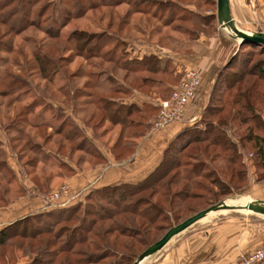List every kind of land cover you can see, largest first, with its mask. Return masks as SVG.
Here are the masks:
<instances>
[{"label":"rangeland","instance_id":"rangeland-1","mask_svg":"<svg viewBox=\"0 0 264 264\" xmlns=\"http://www.w3.org/2000/svg\"><path fill=\"white\" fill-rule=\"evenodd\" d=\"M5 1L7 0H0V20L3 21L0 23L2 32L0 36V166L2 167L0 197L5 190L16 188L9 193L10 198L17 196L19 189L14 185L12 174L5 169L7 165L5 162L9 155L17 161V165L19 163L24 166L26 172L21 169L23 178L31 176L34 179L39 176L36 182L41 185L45 182L41 178L53 179L61 177V173L71 175L72 172L69 170L71 163L103 162L95 144L102 149L105 145L100 146L101 142L97 139L103 138L105 144V142H114V138L123 134L122 143L131 144L135 136L140 132H146L144 126L151 121L153 116L151 112L146 111L145 115H134L132 122L128 120L127 123H112L101 107V96L119 97L114 93L116 88L112 85L121 86V83L124 85L128 83L132 86H143L144 93L157 94L161 96L160 100L165 99L170 92L167 85L175 83L178 78L179 82L184 71L194 67L181 65L177 61L176 64L171 62H168L169 65L163 64L161 68L164 73L151 71L145 67L128 73L120 65L132 66L131 60H141L145 53L160 54L159 52L164 51L163 49L184 51L179 47H183L185 41L196 40V35H193L195 31L184 29L198 28L197 35L202 32L199 23L192 24L194 21L192 15L195 13L216 14V0H169L180 9L171 8V4L169 7L165 4L163 9L150 5L149 14L131 10L137 4L141 5V0L120 1L113 4L114 6H110L109 3H115V0H12L9 3ZM92 2L94 3L91 4ZM229 2L233 13L237 17L240 16V21L239 18L236 21L238 28L249 32H252V29H259L256 26L257 23L250 24V20H255L254 16L259 14L256 11L259 7L258 2L255 3L254 0H229ZM250 6L252 11L249 9ZM40 9H43L41 16H39ZM68 10L71 14L66 17ZM128 12L129 15H127ZM250 12L253 14L252 17L249 16ZM181 14L183 17H180ZM23 17L24 19L21 20ZM53 20H55L56 28L52 27ZM165 21L169 24L165 25ZM10 25H12L11 29ZM217 27L218 24L215 22L212 28L200 35H212ZM83 42L84 45H82ZM86 42H90L89 45ZM234 45L236 49L238 46L236 38ZM248 49H250L248 45L242 48V50ZM108 57L111 59L108 60ZM172 68H175L177 72L173 73ZM125 73H128L129 80L123 78ZM142 78L147 80L142 83ZM89 79L90 83L87 81ZM137 124L141 126L137 127ZM111 139L114 140L110 141ZM123 144L115 148L119 149L118 152L125 154L127 152H124ZM78 147L81 149H77ZM30 148L32 149L28 150ZM128 149L132 150L131 147ZM248 157L249 155H246V158H243L246 159L244 163L250 177L248 183L242 186L236 185L241 188L237 187L231 194L222 197L212 196L210 191L202 193L204 203L195 205L194 212L222 200H227L228 204H239L244 199L248 200L251 197L256 199L252 196L256 195L254 184L264 179L256 180L258 169L252 161L248 160ZM30 160H33L35 164L32 169L24 164ZM190 162L194 164L192 160ZM58 182L63 180L59 179ZM7 183L13 185H7ZM59 183L52 192L63 184ZM69 186L70 191L72 187ZM93 189L82 190L80 197L74 195L66 207L78 202L81 204L78 216L84 215V208L89 204L88 202L94 204L100 200L93 193ZM213 190L215 191L214 187ZM47 191L49 189H45V192ZM61 204L59 201H51L47 207L50 210ZM102 204L110 206L106 201H102ZM163 212L166 217L171 215V210L167 207H164ZM192 214L193 212H190L182 217L187 218ZM184 218H180L175 224ZM135 219L133 229L140 232V235L134 239L123 238L128 249L126 250L125 247L118 249L115 259L107 257L101 264L110 262L132 264L148 247V245H141L147 237L156 235L157 241L171 227L165 226L161 232H156L155 226L165 224L166 218L143 226L138 225V218L135 217ZM221 223H229L237 233L240 232L238 227L244 223H250L248 231L250 235L254 234V227L260 231L264 230L262 215L246 210H218L208 213L204 218L174 236L163 248L147 257L141 264H158L162 254L180 237ZM108 224L109 222L106 223ZM149 244L151 245L152 242ZM80 248L85 249V247ZM87 250L90 251V249ZM17 254L19 257L22 255L21 251ZM18 256L17 258L11 256L7 262L20 259ZM31 257L32 254L24 258L22 264H30ZM7 262H0V264Z\"/></svg>","mask_w":264,"mask_h":264},{"label":"trees","instance_id":"trees-1","mask_svg":"<svg viewBox=\"0 0 264 264\" xmlns=\"http://www.w3.org/2000/svg\"><path fill=\"white\" fill-rule=\"evenodd\" d=\"M115 1L109 5L114 6L113 4L125 0ZM170 4L169 0H141L142 6L137 4L131 10L149 14L150 5L163 9L164 5L169 7ZM172 7L180 9L175 4H171ZM42 11L43 9L39 10V16ZM70 14L68 10L66 17ZM192 16L194 17L192 24L199 23L202 32L212 28L215 22L218 24L214 13L205 15L195 13ZM169 17L171 19V16ZM180 17H183V14ZM154 18L159 19L157 16ZM23 19L24 17L21 20ZM0 23L3 21L0 20ZM164 24L168 25L169 22L165 21ZM9 27L11 29L12 25ZM52 27L56 28V23L52 24ZM197 29L187 27L184 30L195 31L193 35H196L197 39L200 34H204L201 32L197 35ZM86 43L89 45L90 42ZM244 45H248L250 49L242 50ZM131 62L132 66L126 64L120 66L128 73L136 72L142 67L164 73L161 68L163 61L153 54ZM165 65H169L168 60H165ZM128 73L123 74L124 79L129 80ZM146 80L147 78H142L141 82L144 83ZM178 80L179 78L172 84L176 85ZM87 81L90 83V79ZM175 85L170 88V92ZM112 86L116 88L114 93L125 91L121 90V86ZM170 92L165 98L169 97ZM101 97V107L112 123L134 121L136 110L133 109V105L122 104V100L118 98ZM136 123L143 125L140 122ZM139 124L137 127L141 126ZM150 126V123H145L144 128L148 130ZM122 140L123 137L117 144L121 145ZM123 145L126 147L124 152L130 153L131 150L128 148L132 143L127 142ZM246 155H249L248 160L258 169L256 180H263L264 45L244 41L238 43L233 53L218 67L207 103L199 119L185 126L171 139L163 151L161 161L151 172L137 182H120L94 188L92 191L100 200L94 204L88 202L84 208V215L80 217L78 213L81 204L75 202L67 207L58 206L28 214L8 223L0 228V262H7L11 256L17 258L18 251H21L20 257L32 254L30 264H101L107 257L115 259L118 249L123 247L128 249L123 238L134 239L140 235V232L133 229L135 217L138 218L140 226L166 218L165 224L155 226L156 232H161L165 226H172L180 218H184L183 215L195 213V205L204 203L202 193L210 191L212 196L222 197L248 183V170L244 163L246 159H243ZM191 160L194 164L190 162ZM24 164L30 169L35 166L33 160ZM5 169L12 174L7 165ZM12 176L14 177L13 174ZM102 201L108 202L110 206L103 205ZM164 207L171 210L169 217L165 216ZM155 241L156 235H152L141 245L149 246L150 242Z\"/></svg>","mask_w":264,"mask_h":264},{"label":"crops","instance_id":"crops-1","mask_svg":"<svg viewBox=\"0 0 264 264\" xmlns=\"http://www.w3.org/2000/svg\"><path fill=\"white\" fill-rule=\"evenodd\" d=\"M254 2L259 3L258 9L256 8L259 14L254 16L255 20H250V24L257 23L256 26L259 29H252L251 31L264 32V0H254ZM249 9L252 11L251 6ZM233 12L231 9V15L236 24L238 18L240 21V16L237 17ZM249 16H253L252 12L249 13ZM225 31L218 25L216 32L210 36L200 35L195 41H185V45L179 47L184 51H168L162 48L164 51L155 55L163 61L162 65L165 64V60L172 64H176L178 61L181 65L198 69L201 73V83L196 97L187 105L182 120L171 122L159 129H154L151 125L146 132L134 137L130 153L123 154L115 148L121 146L117 144L118 140L122 139L121 134L114 138V142H105V144L103 138L97 139L101 142L100 146L105 145L102 149L95 144L103 162L78 161L71 163V169L69 168L72 172L71 175L67 176L61 173V177L53 179L44 177L41 179H44L45 182L41 185L36 182L39 176L34 179L31 176L23 178L21 169L26 172L24 166L19 163L17 165V161L9 155L6 160L7 167L14 175V185L19 189V194L10 198L9 193L16 188H9L0 197V228L25 215L48 210L47 205L51 201L48 199L47 194H50L52 189L58 186L59 179L63 180L59 184L71 185V194L80 197L81 191H85L87 188H100L120 182H137L151 172L161 161L163 151L171 139L185 126L197 121L202 114L218 67L235 50V38L228 31V33ZM144 55L149 54L145 53ZM173 60L175 61L173 62ZM172 72L176 73L177 70L172 68ZM120 85L121 90L125 89V91L115 92L119 95L116 98L122 100V104L133 105V109L136 110L134 115L136 116L145 115L146 111L151 112L153 116L148 123H154L158 111V107H156V110L155 105L161 96L144 93L142 91L143 86L138 87L130 84L126 86L122 83ZM173 85L175 84H168L167 88L170 89ZM123 148L126 149V147ZM46 168L51 170L49 167ZM7 185L13 184L7 183ZM254 185L256 195L252 196H255L256 200L264 202V180L255 182ZM45 189H49V191L45 192ZM62 200L63 198L59 202L62 203ZM69 204L62 203L60 206ZM249 225L250 223H244L241 227H238L240 228L239 234L231 228L229 223L216 224V226L209 227L206 230L189 232L167 248L158 264H236V260L241 253L249 252L264 242V230L260 231L254 227V234L250 235L248 234ZM19 258L6 264H22L24 263L22 262L23 259L27 257Z\"/></svg>","mask_w":264,"mask_h":264},{"label":"built area","instance_id":"built-area-1","mask_svg":"<svg viewBox=\"0 0 264 264\" xmlns=\"http://www.w3.org/2000/svg\"><path fill=\"white\" fill-rule=\"evenodd\" d=\"M200 83V71L187 68L178 84L171 90L169 97L157 101L158 111L153 128H163L171 122L182 120L187 105L196 97ZM70 192L67 184H61L48 196V199L55 202L63 198L62 203L66 204L76 195ZM236 264H264V242L249 252L241 253Z\"/></svg>","mask_w":264,"mask_h":264},{"label":"water","instance_id":"water-1","mask_svg":"<svg viewBox=\"0 0 264 264\" xmlns=\"http://www.w3.org/2000/svg\"><path fill=\"white\" fill-rule=\"evenodd\" d=\"M216 17L218 25L230 32L238 43L247 41L264 45V32H249L238 28L232 18L229 0H216ZM247 210L249 212L264 216V202L256 199H250L245 204H226L224 200L212 204L200 211L193 213L179 223L168 228L165 233L154 243L143 250L135 259L133 264H141L147 257L163 248L168 241L178 235L192 224L204 218L208 213L217 210Z\"/></svg>","mask_w":264,"mask_h":264},{"label":"bare ground","instance_id":"bare-ground-1","mask_svg":"<svg viewBox=\"0 0 264 264\" xmlns=\"http://www.w3.org/2000/svg\"><path fill=\"white\" fill-rule=\"evenodd\" d=\"M241 199H242V198H241ZM241 199H239V200H241ZM249 200H250V198H249L248 200H245V199H244V200H242V203H239V204H243V203L245 204V203L248 202ZM225 202H226V204H228L227 200H226ZM230 205H233V204H230ZM234 205H235V204H234ZM223 210H226V209H223ZM242 210H243V209H242ZM217 211H218V210H217ZM246 211H247V210H246ZM213 212H216V211H212V212H210V214L213 213ZM248 212H249V211H248Z\"/></svg>","mask_w":264,"mask_h":264}]
</instances>
